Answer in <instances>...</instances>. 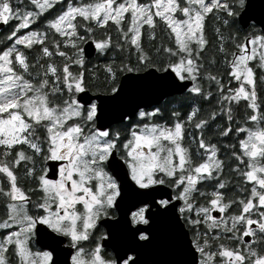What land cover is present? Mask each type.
<instances>
[{"label": "snow or ice", "instance_id": "snow-or-ice-1", "mask_svg": "<svg viewBox=\"0 0 264 264\" xmlns=\"http://www.w3.org/2000/svg\"><path fill=\"white\" fill-rule=\"evenodd\" d=\"M0 26V264H141L161 219L167 264H264V4L0 0Z\"/></svg>", "mask_w": 264, "mask_h": 264}, {"label": "water", "instance_id": "water-1", "mask_svg": "<svg viewBox=\"0 0 264 264\" xmlns=\"http://www.w3.org/2000/svg\"><path fill=\"white\" fill-rule=\"evenodd\" d=\"M252 2L257 6L264 4V0H252ZM3 27L0 26V29ZM156 231V241L140 249L141 264H167L168 261L174 259L169 245V229L166 220L161 219L159 221L156 226ZM123 243V241H119L120 246H123Z\"/></svg>", "mask_w": 264, "mask_h": 264}, {"label": "flooded vegetation", "instance_id": "flooded-vegetation-1", "mask_svg": "<svg viewBox=\"0 0 264 264\" xmlns=\"http://www.w3.org/2000/svg\"><path fill=\"white\" fill-rule=\"evenodd\" d=\"M3 29H0V33L2 32ZM132 199H133L132 197H129V200L130 201ZM119 241H123L124 242L123 243V246H128V244H129L128 237L126 235H124V234H121V237H120V240ZM107 251L110 252V253H112V255H115L113 249L109 248ZM139 253H140V250H139Z\"/></svg>", "mask_w": 264, "mask_h": 264}, {"label": "trees", "instance_id": "trees-1", "mask_svg": "<svg viewBox=\"0 0 264 264\" xmlns=\"http://www.w3.org/2000/svg\"><path fill=\"white\" fill-rule=\"evenodd\" d=\"M213 21L209 20L208 22V28H209V34H211V30H212V25H213ZM4 28V29H3ZM2 29V32L0 33V40H3L4 35L7 33L8 28L6 26H4Z\"/></svg>", "mask_w": 264, "mask_h": 264}]
</instances>
